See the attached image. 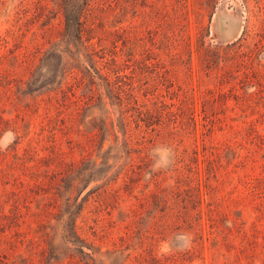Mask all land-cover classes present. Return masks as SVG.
Listing matches in <instances>:
<instances>
[{"label":"rangeland","instance_id":"374dc122","mask_svg":"<svg viewBox=\"0 0 264 264\" xmlns=\"http://www.w3.org/2000/svg\"><path fill=\"white\" fill-rule=\"evenodd\" d=\"M87 2L0 0V264H264V0Z\"/></svg>","mask_w":264,"mask_h":264},{"label":"trees","instance_id":"16d2710c","mask_svg":"<svg viewBox=\"0 0 264 264\" xmlns=\"http://www.w3.org/2000/svg\"><path fill=\"white\" fill-rule=\"evenodd\" d=\"M60 4L64 15L63 34L72 42L80 41L83 24L81 16L88 4L87 0H61Z\"/></svg>","mask_w":264,"mask_h":264}]
</instances>
